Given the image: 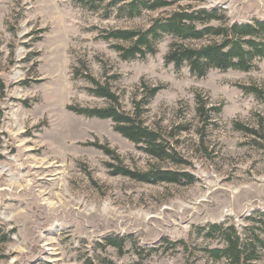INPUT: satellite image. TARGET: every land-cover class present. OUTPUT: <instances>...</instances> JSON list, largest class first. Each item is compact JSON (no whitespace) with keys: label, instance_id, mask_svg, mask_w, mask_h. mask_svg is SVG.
I'll return each instance as SVG.
<instances>
[{"label":"rangeland","instance_id":"obj_1","mask_svg":"<svg viewBox=\"0 0 264 264\" xmlns=\"http://www.w3.org/2000/svg\"><path fill=\"white\" fill-rule=\"evenodd\" d=\"M106 3L92 10L80 0H0V229L8 233L0 264H81L86 258L101 264L103 257L123 264H203L200 248L217 241L197 235L196 226L226 222L242 231L257 226L264 213V104L238 87L264 89V60L248 71L211 69L196 77L187 66L176 70L164 62L172 40L165 35L154 54L123 61L101 31L144 28L161 10L128 19L110 9L105 17ZM202 4L222 8L231 22L264 19V0ZM81 60L101 80L106 72L127 111L142 80L163 85L143 120L186 162L152 158L115 132L109 119L68 110L105 104L86 92V81L72 77ZM196 94L206 108L221 105V111L204 121L195 111ZM88 142L107 145L119 161ZM115 164L186 171L196 180L143 183L112 174ZM108 236L128 237L121 253L106 245ZM163 238L185 240L188 249H166ZM134 244L150 254L141 258Z\"/></svg>","mask_w":264,"mask_h":264},{"label":"trees","instance_id":"obj_2","mask_svg":"<svg viewBox=\"0 0 264 264\" xmlns=\"http://www.w3.org/2000/svg\"><path fill=\"white\" fill-rule=\"evenodd\" d=\"M81 4L92 10H97L107 2L105 17L114 10L121 18H134L144 11L155 12L144 28H114L102 30L100 37L112 41L111 48L123 61L145 58L156 52L157 43L168 35L172 38L164 55V62L172 64L176 70L187 66L196 77L205 76L211 69L219 71H248L254 67L257 59L264 60V19H252L248 22H231L220 7H205L202 2H184L182 0H80ZM188 1V0H187ZM176 5L175 8L166 10ZM112 9V10H110ZM72 68V77L88 83L86 92L105 101L101 106L68 105L67 109L84 117L109 119L115 132L135 144L139 150L158 160H169L174 164L185 163L175 147L158 129L152 128L143 120L145 106L164 87L163 85H148L144 80L137 86L132 99V110L127 111L121 105V95L115 92L109 82V76L104 79L95 77L84 61ZM116 78L117 76L114 75ZM24 83V82H23ZM4 83L0 79V92L4 91ZM244 93H250L264 104V89L253 85H238ZM138 97V98H137ZM196 114L204 121L212 114L221 111V105L205 107V101L199 94L195 95ZM0 108V123L2 119ZM87 144L100 149L104 154L119 161V157L107 145L96 142ZM114 167L112 174L122 175L143 183H175L191 184L196 179L186 171L151 166L146 170L130 169L121 164ZM254 220L257 226L246 225L238 231L233 224L226 222L209 223L194 228L197 235L204 239L216 240L217 245L200 248L205 263L217 264H262L264 256V213H259ZM8 233L0 229V242H5ZM128 237L105 238L107 246L115 247L119 253ZM166 241V249L182 247L188 249L185 240ZM136 253L141 258L148 256L151 250L137 248ZM101 264H123L112 259L100 258ZM81 264H97L93 259L86 258ZM193 264V263H191Z\"/></svg>","mask_w":264,"mask_h":264}]
</instances>
